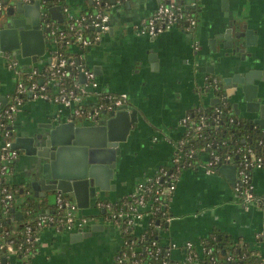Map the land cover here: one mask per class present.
I'll use <instances>...</instances> for the list:
<instances>
[{
	"label": "crops",
	"instance_id": "0c3cea01",
	"mask_svg": "<svg viewBox=\"0 0 264 264\" xmlns=\"http://www.w3.org/2000/svg\"><path fill=\"white\" fill-rule=\"evenodd\" d=\"M9 1L15 5L19 0ZM92 2L54 0L53 5L62 8L66 5L74 15H80ZM157 2L110 0L107 9L109 29L100 32L99 40L91 46L75 44L69 47L72 59H78L91 71L94 69L97 85L88 87L84 104L94 103L100 94L125 93V103L138 114V123L131 126L125 153L111 180L113 189L101 193L99 201L117 202L128 197L158 168L169 170L173 167L177 144L183 133L181 119L206 108L215 99L202 89L208 73L202 67L217 63L222 39H216L214 53L211 39L226 27L228 16L235 14L237 9L244 16L242 21L253 30L256 44L250 48L259 56L260 63L256 68L264 71V0H226L223 4L222 0H197V24L193 31L172 27L151 37L142 33L141 27ZM42 28L45 27L42 25ZM45 48L44 58L37 62L38 69L47 65L45 56L53 49L47 33ZM34 67L32 64L26 69ZM77 82L85 85L86 77L79 73ZM15 84L13 69L8 67V60L0 56V97L9 100ZM55 113L65 116L68 110L50 101L26 98L15 113L13 134L23 128L38 130ZM76 122L81 125L78 120ZM2 142L0 136V146ZM201 158L197 167L179 173L168 200L171 219L158 232L159 243L170 247L171 263L186 264L185 242L194 243L201 255L199 246L209 239L217 241L221 247L247 246L264 260V244L258 239L264 224V208L251 206L245 209L233 190L234 182L231 183L219 167L208 172L206 155ZM29 171L28 161L18 154L8 178L19 189L31 192L25 180ZM251 179L255 192L264 194V167L253 170ZM51 202L54 204V199ZM84 212L91 215H87L89 220L81 231H56L52 227L41 230L37 252L30 264H117V255L124 246L123 232L105 218L97 204L88 210H79L78 215L84 216ZM147 225L148 219L143 217L135 223L132 233L143 236ZM86 232L90 234L80 240L72 237ZM196 264L205 263L198 260Z\"/></svg>",
	"mask_w": 264,
	"mask_h": 264
},
{
	"label": "built area",
	"instance_id": "2783aa9c",
	"mask_svg": "<svg viewBox=\"0 0 264 264\" xmlns=\"http://www.w3.org/2000/svg\"><path fill=\"white\" fill-rule=\"evenodd\" d=\"M27 3H31L34 0H24ZM42 3L41 17L42 25L48 28V35L53 44L51 51L50 62L46 65L48 74L50 75L47 80H40L37 82H31L28 89L22 82L23 68L17 65V63L8 57V67L13 69L16 75L15 91L11 95L12 100H6L7 106L3 108L1 116L6 120L0 123V136L3 138L2 145L0 146V174H9L13 161L17 158V150L11 147L13 141V122L15 113L20 104L26 99L32 100H44L50 101L56 104H60L68 110L67 119L78 120L81 124L91 123L97 124L101 119L102 111H111L114 108L125 103L127 95L122 93L120 95H108L100 94L98 99L90 104L88 107L83 108V100L88 95V87H96L94 73L89 70L85 65L79 62L76 64L72 58L63 57L58 44L68 45L74 43L80 47L91 46L94 42L99 40L100 32L107 31L109 29V15L108 13L96 12L88 16L89 22L85 21V16L75 17L67 7H63L64 15L66 14L67 20L65 25L57 24L56 21L49 18L47 11L48 1L40 0ZM95 5L101 3V0H93ZM197 0L187 1L186 7L183 4H177L176 0H158L157 5L153 13L144 21L141 31L148 36L154 37L159 35L179 22H186V30H193L197 24L196 18L186 12L188 8H195ZM0 11H5V7L0 2ZM91 28L92 33L88 35L85 33L87 27ZM1 28V19H0ZM98 29V30H97ZM197 46H195L196 48ZM73 66V67H72ZM23 70H22V69ZM72 69V70H71ZM80 71L84 72L87 83L80 85L78 80V74ZM28 74L29 79H33L37 72L35 69L25 71ZM72 78L75 84H72L70 88H64L57 83L65 84L68 79ZM47 85L53 87V93L50 94L47 91ZM202 89L212 94L217 101H221L222 105H226L228 95L223 89L220 79L216 76L209 75L204 78ZM25 93L27 94L25 96ZM25 96V97H24ZM1 100V99H0ZM3 102V101H2ZM218 112L219 109L217 108ZM189 119L190 115L187 114L181 119L183 128L182 136L177 144V153L173 158V167L169 170L160 167L155 173L148 177L143 183L137 185L133 193L131 194V201L127 203L126 207L115 210L109 202L98 201L97 206L104 210V216L106 219L112 221L117 227L120 228V222L123 221L127 227H133L135 223L147 217L148 227L160 231L162 225L165 222H169L170 215H162V224L155 221V216L159 210L158 206H152L150 204L149 195H152L153 200H159V195L163 189L165 193L171 195L174 191L179 179V173L181 170L197 167L200 161L194 160V157L199 153L202 157L206 155L205 168L208 172H214L222 164H233L236 167L235 181L233 184V190L237 195V198L241 201V204L245 209L251 206L264 208V194H257L255 187L251 179V170L261 169L264 167V160L261 156L256 155L251 147H246L243 151L242 159L238 164L234 163L232 154L219 155L214 150H209L211 144L207 143L205 146L195 152L194 148H189L186 152H183L182 147L185 144L184 136L188 135L189 131ZM203 123L196 125L195 129L200 130ZM262 133H264V126L262 127ZM258 144L264 146V140L258 141ZM242 151L241 147H237L235 152ZM217 166V167H216ZM167 190V192H166ZM3 194L2 201H8L12 199V195L6 191L5 188L1 189ZM56 208L48 214H41L35 221L34 227L37 231H41L46 227H52L56 231H81L83 226L88 222L87 216L78 215L80 209L77 208L74 200L65 198L61 194L56 196ZM262 230L258 233V239L264 244V224ZM121 230V228H120ZM40 235L33 233V229L30 225L25 228V243L28 247L25 248L24 257L17 264H30V260L37 252L34 248L35 244L39 243ZM159 239V238H158ZM0 249L8 255L16 254L22 244L15 247L12 242H5L3 238L0 240ZM127 244L129 248L127 250H121L116 258L117 264H141L142 257L134 248V241H126L124 239V246ZM173 246L175 244H172ZM171 245V246H172ZM162 248L155 240H153L148 246L143 248V252L153 258L154 261L159 264H168L169 246ZM201 253L209 255L211 264H223L218 261L212 254L211 248H206L204 245L199 246ZM185 257L187 263H197L199 250L195 247L194 243L187 241L184 244ZM227 261L230 264H240L231 257H227Z\"/></svg>",
	"mask_w": 264,
	"mask_h": 264
},
{
	"label": "water",
	"instance_id": "95a60500",
	"mask_svg": "<svg viewBox=\"0 0 264 264\" xmlns=\"http://www.w3.org/2000/svg\"><path fill=\"white\" fill-rule=\"evenodd\" d=\"M47 1L49 18L62 23L65 16L62 6L53 5L54 0ZM225 1L222 0V4ZM42 6L40 0L31 3L19 0L6 9L1 20L0 56L8 57L23 69L32 64L37 66L47 50L48 28H42ZM243 18L239 9L228 16L226 27L210 42L214 53L216 39H222L217 63L202 70L208 72L207 76L220 79L237 118L248 120L251 126L263 127L264 71L256 68L259 56L250 48L256 44L255 35ZM45 59L48 64L51 55H46ZM75 62L79 64L78 59ZM137 116L136 109L124 103L111 111H102L97 124L78 125L74 119L67 120V115L55 113L38 130H17L11 147L29 163L30 171L25 180L32 197L44 198L49 192H59L71 196L82 211L94 207L101 193L113 189L111 180L125 153L131 126L138 123ZM219 171L234 182L235 165L222 164ZM15 217L21 219V214L15 212ZM89 234L77 233L72 237L80 240Z\"/></svg>",
	"mask_w": 264,
	"mask_h": 264
},
{
	"label": "trees",
	"instance_id": "16d2710c",
	"mask_svg": "<svg viewBox=\"0 0 264 264\" xmlns=\"http://www.w3.org/2000/svg\"><path fill=\"white\" fill-rule=\"evenodd\" d=\"M187 1L189 2L191 0H176V3L183 4L186 7ZM0 2L5 7V11H0V19L2 20L6 14V9L11 5V3L9 0H0ZM109 4L110 0H101V3L98 5H95V3L92 2V5L89 6L85 11H82L80 15H74L66 5L63 7H67L75 17L85 16L84 22L88 23V16L90 14H95L96 12L106 13L108 11L107 9ZM186 12L192 14L195 17V8H188L186 9ZM66 20L67 17L65 14L64 21L62 23H56L65 25ZM174 27L185 29L186 22H179V24L175 25ZM85 33H92L89 26L85 29ZM73 45L75 44H58V49L60 50L63 57L71 58L68 51L69 47ZM33 69H35L37 75H35L32 80L29 79L28 74L25 73L27 69H22L24 73L22 75V82L27 87V89L31 82L38 83L40 80L42 81L50 78V75L46 70L47 66L43 67L42 69H38L35 66ZM57 84L58 86L60 85L64 88H70L72 87V84H75V81H72V78H70L65 84ZM47 91L48 93L52 94L53 87L47 85ZM26 95L27 94L25 93V96ZM12 99L13 97L10 96L9 100ZM89 105L90 104L85 103L82 105V107L85 108ZM6 106L7 103H3L2 100H0V123L6 121L1 116V112ZM217 108L219 109L218 112L216 111ZM189 115L190 127L188 135L184 136L185 144L182 147L183 152H186L189 148H194L196 150L195 152H197L200 147L210 143L211 146L208 148V151L214 150L221 156H224L225 154H232L234 163L238 164V162L242 159L245 148L251 147L254 153L261 156L264 160V146L258 144V141L264 140V133L261 132L262 127H259L258 125L251 126L248 120L237 118L234 110L231 108L230 102H227V104L223 106L221 101H216L211 103V105L207 106L206 108H202L201 110ZM201 122L203 123V126L200 128V130H196V125L200 124ZM237 147H241L242 151L236 153L235 150ZM200 159L201 155L197 153L194 157V160L200 161ZM2 188H5L6 191L12 195L11 200L2 201ZM161 191L162 192L159 195V200L151 201L153 196H148L150 204L152 206L159 207L154 219L160 224H162V215H169L168 200L170 198V195L165 193L163 189ZM58 194H61L65 198H69V195L59 192H49L44 198H34L29 191H26L25 189L21 191V189L13 185L8 178V174H0V240L3 238L5 242L11 241L15 247H17L19 244H22L21 249L13 255H8L0 249V264H17L20 262V260L24 257L25 248L28 247V245L25 243L26 226L30 225L33 229V233L40 235V231H37L34 227L35 221L41 214L45 213L46 211L52 212L56 208V203L54 202L53 204L51 199L56 201V196ZM131 199L132 197L130 195L117 202H106H109L115 210H118L120 208L126 207L127 203H129ZM15 212H19L21 214V219H17L15 217ZM120 228L126 241H134L135 250L141 253V264H159L158 262L154 261L153 258L145 254V252H143V248L148 246L153 240L160 244L156 229L148 227L143 232V236L138 237L132 233L133 227L126 228V224L123 221L120 222ZM160 245L162 248H165L164 245ZM203 245L206 248H211L212 254L223 264H230L229 261H227V257H231L240 264H264V260L257 256L254 252L250 251L247 246L233 244L230 247H221L217 241L210 239L205 241ZM34 248L37 250L38 244H35ZM128 248L129 246L126 244L123 246L122 250H127ZM198 259L201 260L202 263L211 264L209 255L204 253H201V255L199 254ZM168 264H172L169 257Z\"/></svg>",
	"mask_w": 264,
	"mask_h": 264
},
{
	"label": "flooded vegetation",
	"instance_id": "af4514ba",
	"mask_svg": "<svg viewBox=\"0 0 264 264\" xmlns=\"http://www.w3.org/2000/svg\"><path fill=\"white\" fill-rule=\"evenodd\" d=\"M76 122V120H74ZM77 123V122H76Z\"/></svg>",
	"mask_w": 264,
	"mask_h": 264
}]
</instances>
